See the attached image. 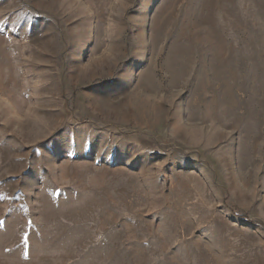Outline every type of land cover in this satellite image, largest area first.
<instances>
[{
  "label": "rangeland",
  "instance_id": "1",
  "mask_svg": "<svg viewBox=\"0 0 264 264\" xmlns=\"http://www.w3.org/2000/svg\"><path fill=\"white\" fill-rule=\"evenodd\" d=\"M0 264H264V0H0Z\"/></svg>",
  "mask_w": 264,
  "mask_h": 264
}]
</instances>
